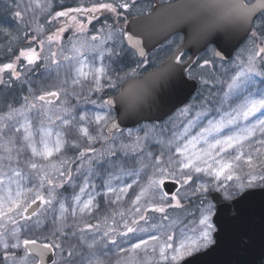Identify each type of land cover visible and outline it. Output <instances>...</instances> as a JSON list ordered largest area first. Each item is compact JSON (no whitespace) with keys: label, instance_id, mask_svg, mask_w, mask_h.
<instances>
[{"label":"snow or ice","instance_id":"obj_1","mask_svg":"<svg viewBox=\"0 0 264 264\" xmlns=\"http://www.w3.org/2000/svg\"><path fill=\"white\" fill-rule=\"evenodd\" d=\"M134 7L135 0H112L111 3L97 0L90 6L81 4L55 10L52 0L43 3L34 0L25 9H31L33 13L38 10L48 24L63 23L43 39L40 38L45 32L43 25H37L35 35L33 29L26 26L28 30L23 40H30V43L16 49L8 48V62L0 64V88H11L14 83L21 87L31 85V80L25 77L41 66L42 74L48 77L53 70L59 77L63 68L65 78L61 82L62 89L37 95L29 88L31 101L26 96L21 97L23 103L18 108L5 103L7 111L0 115V149L5 153L0 156V193H3L0 194V248L3 249L0 261L6 262L10 255L15 256L14 250L23 248L22 264H27L30 256L36 257L35 264H48L49 261L50 264H76L77 253L71 246L65 248L64 241L69 240L70 233L76 236L77 232L87 231L92 233L87 240L80 236L88 249L87 255L80 254L81 264H103L97 252L106 247V241L121 253L151 246L154 253L158 249L163 264H180L185 256L211 244L212 233L216 230L211 220L213 205L210 202L200 210L197 228H190L180 218L170 217V212L185 208L181 201L187 198L186 187L194 185L193 194L203 198L215 189L224 199L231 200L245 188L256 186L258 182L264 184V0H187L173 21L188 29L187 38L168 41L170 55L159 64L155 57L149 59L150 53L146 51L147 44L141 32L115 29V24L109 25L105 20L94 34L89 35L86 25H92L93 21L100 23L96 13L111 12L119 19L121 9ZM15 16L23 19L21 11H16ZM68 32H72V37L65 45L64 36ZM240 33L248 39L235 57L224 47L219 50L208 47L222 38L224 46L234 48L232 41ZM32 43L38 47H32ZM45 43L49 45L47 54ZM188 44L202 45L211 59H186ZM53 45H59L57 51L52 50ZM126 57L129 68L127 71L121 69L123 74H117L115 80L108 66H95L97 59L107 58L112 63H119ZM133 63L135 67H131ZM193 66L211 68V79L200 81L202 89L195 97L200 101L199 105L190 104L180 109V115L187 123L183 125V131L171 134L172 138L167 141L169 154L155 156L149 146L144 145L134 151L133 167H125L130 146L118 144V137L109 134L119 129L111 119L112 110L121 112L126 118H136L139 123L145 118L146 109L164 107L163 93L176 78L185 74L189 79L193 78ZM69 81L72 86L79 85L81 93L105 89L115 92L118 87L120 91L102 99L98 112L89 113L72 106L63 107L64 114L53 117L49 114L52 111L49 106L54 101L59 102L62 92L66 98H82L81 93L68 92ZM85 82L92 86L84 87ZM125 82L126 86H123ZM204 91L207 96L203 95ZM84 103L96 105L97 101L84 98ZM194 109L200 110L188 119ZM37 120L39 126L34 128ZM92 125L97 127L92 128ZM66 126L82 134L88 146L82 148L74 141L69 143L62 131ZM144 127L140 125L141 130ZM153 127H159L162 136L167 134V123ZM132 136L131 129L126 136L123 130L119 131L121 141ZM101 141L110 146L98 153L94 144ZM136 143L139 144V137ZM29 149L31 158H28ZM71 150L77 151L78 155L52 165L61 183L57 184L47 173L41 175L42 166L35 158L48 160L54 154ZM136 157L141 158L139 167L135 166ZM241 160L249 169L244 176L237 173ZM24 167L28 172H24ZM36 178L39 179L38 186L35 183L32 187L26 186V182ZM97 179L99 184L94 182ZM227 181L235 183L226 186ZM169 183L172 188L168 187ZM66 184L72 187L70 197L56 192L57 188L64 189ZM130 190L135 195L126 201L127 208L118 212L113 210L95 224L87 223L75 232L72 231L76 228L75 223L58 224V221H67L69 216L75 220L78 214L81 218L85 214H94V210L99 211L105 202L114 208ZM84 196L87 198L82 199ZM49 212L53 213L51 219L47 215ZM156 214H159L158 218ZM48 224L53 229L42 237L43 242L40 237L27 238L34 228L40 230ZM57 251L59 258L49 255Z\"/></svg>","mask_w":264,"mask_h":264},{"label":"rangeland","instance_id":"obj_2","mask_svg":"<svg viewBox=\"0 0 264 264\" xmlns=\"http://www.w3.org/2000/svg\"><path fill=\"white\" fill-rule=\"evenodd\" d=\"M25 1H26V6L27 7H28L30 2L34 3V0H25ZM147 8L150 9L149 4L147 5L144 2H140V3L139 2H135V7L132 8L131 10H129L128 13L129 14H131V13H140V12L146 10ZM29 11H30V9L28 10V12ZM27 17H29V21L34 22L35 18H36V12L33 13V11L31 10L30 14L27 15ZM125 19L126 18L119 17V19H117L116 22L112 21L111 23L108 22V24L109 25L115 24V29H120V27L122 25L123 26L125 25V22H126ZM95 32L96 31H94L93 34ZM178 37H181V36H175V37L171 38L168 41L177 40ZM117 39H118V37H117ZM168 41L166 42V44H164L162 47H160L157 50H155L153 53L151 52V54L149 56V59H152L153 57H155L156 60H157V64H159L160 61L164 60L170 54L168 52V50H167ZM29 43L30 42H27V45ZM31 46L34 47L35 46L34 43H32ZM109 46H111V42H110ZM48 47H49V45L46 43V49ZM243 47H244V45L240 49H242ZM2 48H3L2 44L0 43V55L4 54V52L2 51ZM210 48H214V46H211ZM45 52L47 53V51H45ZM236 55H237V53H236ZM199 58L211 59V57L207 54V52H204ZM2 63L3 62L0 60V64H2ZM201 63H202V59H201ZM101 64H104V65L109 67V70H110V72L112 74L113 80H115V76L117 74H119V75L123 74L121 69H123L124 71L128 70V68H129V58L126 57L122 61H120L119 63H112L107 58H105L103 61H101L99 59H97L95 61V66L96 67L101 66ZM131 67H135V64L134 63L131 64ZM191 71H192V76H194L195 78H198L200 81H201V79H211V71H212L211 68L200 69V68H198L196 66H193ZM28 75L31 76L30 77V80L32 82L31 85L24 86V89H22V90L21 89L20 90L16 89L12 85L11 88H3L0 91V109L3 110V111H0V115L5 114L6 111H7V109H5V107H4L5 103H7V104H9V105H11L13 107H16V108H18L20 106L21 103H19V96L21 95V92L25 91V94H27L28 97H32V93L38 95V94H40L41 92H44V91L62 89L63 85H62L61 82L65 78V74H64L63 68H61L59 77L56 76L54 70H53V72H52L50 77H48L47 74H43L42 76H38V77H34L32 75V73H30ZM101 83L103 84V79L101 80ZM90 86H92L90 83L85 82L84 87H90ZM29 88L32 89V93L29 92ZM68 91H71V92L75 91L77 93H81V87L79 85L72 86V85H70V82H69ZM114 93L115 92L109 91L107 89H105L104 91L95 92V93L82 92L81 93L82 98L79 99V100L75 98V101H73L71 104H67L66 103V104L59 105L57 103H53L52 105L49 106L52 109L51 113H49V114L52 115L53 117L55 115H63L64 113L61 111V109L63 107L71 108L72 106H75L78 110L87 111L89 113L98 112V111H100L99 104H100L101 100L102 99H107V96H110V95H112ZM84 94H85V97H84ZM84 98L90 99V100H96L97 104L96 105H92L90 103L89 104H85L84 103ZM14 102L19 103V104H15ZM190 104H195V101L192 100L191 102L187 103L186 105L180 107L169 119H167L163 123V124L167 123V128H166L167 134L166 135H163V136L161 135V130H160L159 127H155L154 128L153 124H145L144 123V124H142V125L145 126L143 128V130H141L140 126H138L136 128H130L132 130V132H133V136L131 138H128V139H133V138L137 139V137H139V139H141L142 141H146L147 145L149 146L148 141L150 140V136L151 135H161L162 137L160 136V141H161L160 145L165 149V155H168L169 153H168V148H167V141L172 138L171 134L173 132L183 131V125L187 123V119L181 117L180 109L184 108V107H187ZM197 110H200V109H194L189 114L188 119L194 117L195 111H197ZM73 114H78V113H73ZM114 116H115V112H114V110H112L111 119H113ZM174 125H176L177 127L174 128L173 127ZM38 126H39V121L38 120L34 121V128H36ZM45 126H47L46 125V121H45ZM95 127H97V126L96 125H92V128H95ZM62 131L65 133V139L67 141H68V139H71V141L74 140V142L79 143L80 145L88 146V142L85 140V138L82 136V134L78 133L77 131H73L70 127H67V126L64 129H62ZM127 131H128V129H126L124 131L125 136H126ZM194 131L195 130H193V134H194ZM113 136H117L118 137V140H117L118 142L124 143V139L122 141L119 139V133H116ZM38 137H39V134L37 133V139H38ZM38 147H39V145H38ZM198 147H199V145H198ZM247 150L248 149L246 148L245 151H247ZM149 151H151L155 155L154 149L149 147ZM262 151H264V149H262ZM4 154L5 153L3 152V150L0 149V156H3ZM59 156H60V154H54V156L52 158H49L48 160H44L42 158L37 157V158H35V161L37 163H39V164H48V163L56 164L57 161H58ZM28 158H31L30 149L28 150ZM140 159L141 158H139V157H138V160L136 159V163H135L136 167H139L138 161ZM52 165L53 164H51V166ZM132 166H133V164H132ZM248 171H249V169L247 168L244 160H241L240 162H238L237 173L239 175L244 176V174L247 173ZM24 172H28L27 167H24ZM204 179L207 180L209 183H214V181L209 180L207 177H204ZM221 179H223V178H221ZM94 182L97 183V184L100 183L99 179H97ZM128 182H130V181H128ZM33 183H35L38 186L39 185V179L36 178L33 181H31V182H26V186L27 187H32ZM225 183H226V186H230V185H234L235 181H227ZM259 185H264V184H259V182H258L256 186H259ZM12 187L15 188V185H12ZM192 187H194V185ZM192 187H186V189H185V191L187 193V198L181 201L185 205V208L183 210H174V211L170 212L169 213L170 217L173 218V219L180 218V219L184 220V222L187 223L190 228H197L198 227V220L200 218V210L203 207H207L208 203L210 202L213 205L211 220H212V223L214 224L213 215H214V212H215V204L210 199H209L210 201L207 202L206 204L204 203V206L201 207L200 209H193L192 210L189 207H187V205L184 203V201L188 200L189 198L199 195V194H193ZM45 188H47L46 184H45ZM34 191H35V189H34ZM78 191L79 190L77 188L76 192H78ZM41 192L43 194H45L43 189H41ZM0 194H3V193H0ZM134 195H135V193L130 190L129 193H128V196L122 198L121 203L119 205L115 206L114 208L111 207V206H108L106 204V202H105V204H103L101 206L99 211H95L94 210V214H91V215L85 214V215H83L82 218L78 214L77 218L75 220H73L69 216L67 221H58V224L66 222L67 224L71 225V224L75 223L76 224V228L72 229L73 231H76L79 228H83L84 225L87 224V223L95 224V223H97L100 220L99 218L102 216L100 214L103 213L104 216H105V215L109 214L113 210L118 212V211H122L125 208H127L128 205H127L126 201H130V199L133 198ZM86 198H87V196L82 197V199H86ZM111 198L114 199V197H111ZM47 215H48V218L51 219L53 213L49 212ZM57 215H59L58 212H57ZM156 216L158 218L159 214H156ZM214 226H215V229H216V225L215 224H214ZM52 229H53V226L51 224H48L46 227H43L40 230H37V229L34 228L33 232L30 233L27 238L40 237L41 241H43L42 237L48 235V233L51 232ZM81 235H83L85 237V239L87 240L92 235V233H88L87 231H85L84 233L77 232L76 236H71L69 238V240L64 242L65 248H69V246H71V248L74 249L75 252L77 253V256L74 257V259L76 261V264H81V261H80V258H79L81 253H83L84 255H87V253H88L87 247L80 240V236ZM21 238L22 239L25 238L23 232L21 233ZM96 238L99 239V237H96ZM114 238H116L117 240L120 239L119 237H114ZM212 240L214 241V232L212 233ZM105 244H106V247H104L102 251H98L97 252V255L100 256V258L103 260V264H163V262H161L159 260L158 249L154 253L151 250V246L148 249L142 248L140 250H135V251L130 250V251H127L125 253H121V252H119V250H118V248L116 246H113V245L107 243V241L105 242ZM125 247H127V246L125 245ZM204 248H206V247H204ZM204 248H201V249H204ZM201 249H199V250H201ZM0 250H2V248H0ZM199 250L193 251L191 254H193V253H195V252H197ZM23 256H24V252L21 254V256L15 257L12 260L10 259V263L11 264H22L21 258ZM59 256H60V253L57 251V258H59ZM187 256H185V257H187ZM35 261H36V258L34 256H30L27 259V264H35Z\"/></svg>","mask_w":264,"mask_h":264},{"label":"water","instance_id":"obj_3","mask_svg":"<svg viewBox=\"0 0 264 264\" xmlns=\"http://www.w3.org/2000/svg\"><path fill=\"white\" fill-rule=\"evenodd\" d=\"M186 2L187 0L158 1L150 12L131 17L125 31L141 32L147 44L146 51L149 53L176 33H182L186 39L188 29L173 23L182 11L180 6ZM247 38L240 33L232 41L234 48L231 45L224 46L222 38L219 43L214 41L208 47L214 45L218 50L224 47V50L231 51L234 57ZM204 51L206 49L198 44H188L185 48V52H188L193 60ZM126 83L123 86H126ZM199 87L198 79H189L185 74L176 78L164 91L165 103L162 109H146L143 113L145 118L140 119L139 123H136V118H126L116 111L112 121L119 125V129L134 128L144 121H162L176 109L186 105ZM168 187L173 186L169 183ZM210 198L216 205L213 216L216 225L215 240L208 247L185 257L180 264H264V186L247 188L231 200L224 199L221 192L212 190ZM49 255L56 257L55 253Z\"/></svg>","mask_w":264,"mask_h":264},{"label":"flooded vegetation","instance_id":"obj_4","mask_svg":"<svg viewBox=\"0 0 264 264\" xmlns=\"http://www.w3.org/2000/svg\"><path fill=\"white\" fill-rule=\"evenodd\" d=\"M161 1V2H168L171 0H135V2H144L145 4H149L150 9H146L140 13H131L129 14L127 9H121V18H126V22L125 25L121 26L120 29L125 30L126 28V24L129 20L130 17H132L133 15H137V14H143V13H148L152 7L155 5L156 2ZM41 3H43V0H40ZM97 2V0H52L53 3V8L55 10H65L69 7H78L81 4H83L84 6H90L92 3ZM99 2H105V3H111L112 0H99ZM119 2H124V0H119ZM129 2H132V0H129ZM147 2V3H146ZM27 8L26 6V1L25 0H0V43L2 44V51L4 52L3 55H0V60L3 63L8 62V48L12 47L13 49L22 47V46H26L27 42L30 40H23V36L24 33L28 30V28L26 26H30L33 29V35H35V29L37 27V25H43L45 32L43 34H41V39H43L47 34L52 33L55 31L56 27L63 23V21H58L55 24H48L46 22V20L44 18H42L40 12L37 10L36 11V18L34 22L29 21V17H27V15L30 14V11H25V9ZM16 11H21L22 15H23V19L17 18L15 16V12ZM96 15L100 18V23H96L95 21H93L92 25H86L89 28V35L93 34L94 31H96L97 29H99L101 27V25L104 23V21L106 20L107 23H111L112 21L116 22L117 17L115 16V14L111 13V12H98L96 13ZM69 24L71 23V21L68 22ZM10 33V35H9ZM175 36H181V33H177L176 35H173L171 38L175 37ZM72 37V32H68L65 36H64V43L65 45H67V41L68 39ZM170 38V39H171ZM169 40V39H168ZM167 41H165L162 45H160L158 48L162 47L164 44H166ZM34 47H38L37 44L34 43ZM59 48V45H53L52 46V50L53 51H57ZM157 48V49H158ZM156 49V50H157ZM48 48L46 49V43H45V51H47ZM45 54H47L45 52ZM189 53L186 52V59L188 58ZM12 59H14V56L11 57ZM85 71H87V68H85ZM43 66H41L40 69H37L36 71L32 72V75L34 77H38V76H42L43 74ZM30 75H27L25 78H30ZM194 77V76H193ZM7 74L5 75V79L7 80ZM70 82V81H69ZM71 85V82H70ZM14 88L16 89H24V86L21 87L18 83H14L13 84ZM201 89V87H200ZM120 88L118 87V89L115 91L114 94L112 95H116L119 92ZM200 91V90H199ZM71 93V91H68ZM197 95V93H196ZM28 97L27 94H25V91L21 92V95L19 96V103H22L23 101L20 99L21 97ZM85 97V94H84ZM109 97V96H107ZM29 101L32 100V97H28ZM71 104L73 101H75V97L73 96H69V97H65L63 92L60 96L59 102L54 101L53 103H57L59 105L61 104ZM15 104H19L14 102ZM115 115H116V111L114 110ZM115 117V116H114ZM170 117H168L167 119H169ZM167 119H165L162 122H165ZM147 123V122H145ZM152 123H160V122H152ZM144 124V123H142ZM141 124V125H142ZM140 126V125H139ZM121 130V129H120ZM120 130H117L116 133H118ZM123 131H125V129H122ZM115 133V134H116ZM15 251V256H17L20 252H24V249L21 248L20 250H14ZM3 249L0 250V254H2ZM35 257V256H34ZM36 258V257H35ZM10 256L8 257V260L6 262L0 261V264H11L10 263Z\"/></svg>","mask_w":264,"mask_h":264},{"label":"trees","instance_id":"obj_5","mask_svg":"<svg viewBox=\"0 0 264 264\" xmlns=\"http://www.w3.org/2000/svg\"><path fill=\"white\" fill-rule=\"evenodd\" d=\"M258 21V20H257ZM256 21V22H257ZM258 23V22H257ZM216 91V90H214ZM204 96H207V91H204L203 93ZM220 95L222 96V92L220 93ZM203 98V97H202ZM195 104L199 105L200 101L196 100L194 98ZM152 124V123H150ZM154 125V124H153ZM157 125V124H155ZM119 133V132H118ZM160 136L161 135H151L150 136V140L148 141L149 147L154 149V153L155 156H161V155H165V149L160 145L161 141H160ZM162 137V136H161ZM69 143L73 142L74 140L71 141V139H68ZM137 139H128L125 138L124 139V144L129 145V149L127 150L129 152L128 155V164L125 165V167H133V153L136 149H138L139 147H142L144 145H147L146 141H142L141 139H139V144L136 143ZM117 143L119 144L120 142L117 141ZM82 148H86L87 146L85 145H81ZM110 145L106 146L103 144V142H96L94 144V147L97 149V152L99 153L100 151L104 150L106 147H109ZM160 146V147H159ZM76 155H78V152L75 150H71V151H64L62 154H60L58 161L55 165H58L60 161L65 160V159H71L74 158ZM140 158V157H139ZM136 159L138 160V157H136ZM51 164L54 165V163H48V164H40L42 166V171H41V175H43L44 173H47L50 177H54L56 180V183L59 184L61 183L60 178L55 174V171L53 170ZM87 164V161H85V165ZM73 175L75 176V169L73 168ZM57 193H61L64 196H69L72 193V187L71 185H65L64 189H60L57 188L56 189ZM45 195H47V193L45 192ZM203 201V203H202ZM209 197L207 196L206 198L200 197L198 196H194L189 198L188 200L184 201V203L187 205V207H189L190 209H200L201 207L204 206V203L206 204L207 202H209ZM102 215L99 219L101 220L104 217V214H100ZM98 219V220H99ZM118 219V217H117ZM73 231V230H72ZM75 232V231H74ZM69 236L71 237V233L69 234ZM65 242V241H64ZM22 252H20L17 256H12L10 255L11 260L15 257H19L21 256ZM13 262V261H12Z\"/></svg>","mask_w":264,"mask_h":264}]
</instances>
